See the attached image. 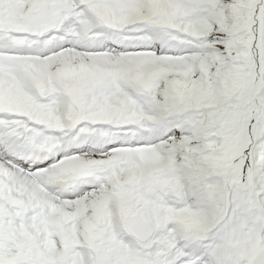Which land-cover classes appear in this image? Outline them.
Here are the masks:
<instances>
[{
    "label": "snow or ice",
    "instance_id": "snow-or-ice-1",
    "mask_svg": "<svg viewBox=\"0 0 264 264\" xmlns=\"http://www.w3.org/2000/svg\"><path fill=\"white\" fill-rule=\"evenodd\" d=\"M0 264H264V0H0Z\"/></svg>",
    "mask_w": 264,
    "mask_h": 264
}]
</instances>
